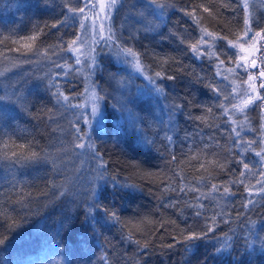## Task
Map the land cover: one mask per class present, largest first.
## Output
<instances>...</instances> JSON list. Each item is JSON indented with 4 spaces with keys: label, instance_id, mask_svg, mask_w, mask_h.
<instances>
[{
    "label": "trees",
    "instance_id": "16d2710c",
    "mask_svg": "<svg viewBox=\"0 0 264 264\" xmlns=\"http://www.w3.org/2000/svg\"><path fill=\"white\" fill-rule=\"evenodd\" d=\"M117 1V60L154 91L106 48L81 70L63 0H0V264H264V127L237 125L228 44L264 39V0Z\"/></svg>",
    "mask_w": 264,
    "mask_h": 264
},
{
    "label": "rangeland",
    "instance_id": "374dc122",
    "mask_svg": "<svg viewBox=\"0 0 264 264\" xmlns=\"http://www.w3.org/2000/svg\"><path fill=\"white\" fill-rule=\"evenodd\" d=\"M88 2L93 5L91 9L85 8L84 12H79V8L82 7L81 0H73L72 3H74V11L73 14L76 15L77 21L79 24H83L84 27L81 28L80 37L78 40V43L76 44V52L80 57V63L78 64L79 67H81V70L85 72L88 69V62L95 58V51L99 50L103 51V49L106 48V52L109 49V55L114 56L113 61L117 63L119 66H121V71L119 76L124 73H127L128 79L129 77H141L144 80H146V83H148V86L151 88L157 87L154 81L149 79L147 75L143 73V70H138L137 63L140 64L139 60L133 55H130V59L128 61L126 60H117L118 55H116V52L118 50L119 45L113 43V37L116 36L117 30L120 28V25H122L123 18H119L115 21V28L111 27V18L114 16V10L115 7L118 4V1L116 2L115 7H107V5L111 4V0H88ZM128 3L130 6L135 8L134 2L128 0ZM137 6V5H136ZM143 6V8H148ZM125 6L119 5L118 9H122L124 11ZM142 8V10H143ZM141 8H138L137 11L140 14ZM137 13V16H138ZM148 16H150L148 14ZM87 17V18H85ZM127 21L129 19L133 20V17H126ZM103 25V32H100V26ZM132 29L136 30L138 27L135 26V24H131ZM109 29L111 31V39H109ZM200 49L202 52L206 53H213V45L214 40H208L205 37H201L200 39ZM255 42L254 44L252 42ZM99 43L100 46L98 48L94 49L93 44ZM240 43L244 44V50H240L239 48H236V54H235V60L236 64L233 66L234 71L238 72V77L235 79L236 81L233 82V88L235 89V92L237 93V97L242 96V93L247 90L249 95L251 97H257L262 96V90H264V87L261 85L264 84V76H260V70L257 68L255 71L250 69L251 61L259 59L262 63L261 70H264V39L260 36H255L254 34H251V31H249L247 34H245L244 37L240 40ZM239 43V44H240ZM241 57H244V59H241ZM117 60V61H116ZM241 64L244 67L243 68H237L236 65ZM140 69H142V66L139 65ZM246 69V70H245ZM96 71V70H95ZM125 71V72H124ZM254 76L255 79L248 80V76ZM118 79V80H119ZM242 79V80H241ZM122 84V83H121ZM129 85V84H128ZM249 85H252L253 87H249ZM123 87L125 85L122 84ZM125 88L131 89V85L127 86ZM148 90L154 91L153 89ZM239 103V101H237ZM261 105L260 107H257L256 105ZM258 108V113H260V116L264 118V103L261 102L259 99H253V102L249 104L243 112H241L239 109L234 111V113L239 117H243L247 112L250 110V113H252V110L254 108ZM254 115V113H252Z\"/></svg>",
    "mask_w": 264,
    "mask_h": 264
},
{
    "label": "snow or ice",
    "instance_id": "6c2138e0",
    "mask_svg": "<svg viewBox=\"0 0 264 264\" xmlns=\"http://www.w3.org/2000/svg\"><path fill=\"white\" fill-rule=\"evenodd\" d=\"M116 2H117V0H111V4H110V5H107V7H115ZM81 3H82V7L79 8V12H81V13L84 12V9H85V8H89V9H91L92 7H94L93 5H91V4L88 2V0H81ZM153 3H156V0H153ZM166 6H167V5L164 4V3H159V4H157V7H160V8H164V7H166ZM244 7H247V3H246V2H245V4H244ZM70 11H74V10H71V9H70ZM205 11H207V9H205ZM85 18H87V17H85ZM77 23H78V26H79V27H81V28L84 27L83 24H79V22H77ZM245 24H246V27H245V34H247L251 29L248 27V22H247V21L245 22ZM59 26H60V25H58V24H54V25H53V27H59ZM100 32H101V33L103 32V25L100 26ZM109 33H110V34H109V39H111V31H110V29H109ZM208 35H211V33H209ZM254 35H255V36H260L261 33H260V32H256V33H254ZM78 39H79V37H77L76 39H74V40L72 41V44H75L76 41H77ZM252 43L254 44L255 42L253 41ZM228 44L231 45V47H233V48H239V49L242 50V51L244 50V44H243V43H240V44H232L231 41H228ZM68 47H69V49H71V45H68ZM127 51H128L129 54H131V55H133V56L135 55L134 53L131 52L130 49H128ZM192 52H193V53H199V49H197L196 46L193 45V46H192ZM233 54L235 55L236 53H233ZM241 59H244V57H241ZM75 63H76V64H79V63H80L79 58L76 59ZM220 63L222 64L223 61H221ZM251 66H252L253 68H255V66H256V61H255L254 59L251 61ZM236 67H237V68H243L244 66L241 65V64H237ZM137 68H138V70H141V71H142V69H140V67H139V63H137ZM245 70H246V69H245ZM159 75H160V73H157V76H159ZM259 75H260V76H264V70H261L260 73H259ZM168 79H173V77L169 76ZM252 79H255V77L249 75V76H248V80H252ZM261 86L264 87V84H262ZM249 87H253V86H252V85H249ZM64 99H65V101L68 100L67 97H64ZM237 99H238L239 103H238V104H235L234 107H237L241 112H243L244 109H245L249 104H251V103L253 102V99H259V100H261L262 103H264V96H257V97H254V98H253V97H251V96L249 95V93L247 92V90H245V91L242 93V96L238 97ZM78 106H79V105H77V107H78ZM256 106H257V107H260L261 105L258 104V105H256ZM91 115H92L93 117H100V116H101V113H100V110H99L98 105H95V104L93 105V107H92V111H91ZM196 119H200V120H202V117H196ZM85 123H88V121H85ZM77 131H79V130H77ZM232 131H233L234 133H236V138H237V140H242V137H241L240 132H237L235 128H233ZM78 139H83V137H78ZM253 142H254V141H245L244 143H246V144H251V143H253ZM262 143H264V141H262ZM76 147L81 148V149H84V148H85V144H84V143H77V144H76ZM89 147H91V146H89ZM94 155H97V156H98L99 154H98V153H94ZM255 156L260 157V158H261V162L264 163V150L256 152V153H255ZM236 163L240 165V169H241L240 172H239L240 177H244L245 174H246V172H251L252 167H255V165H252V167H250L249 162L246 161V160L243 159V158H241L240 160L236 161ZM99 166H100L101 168H105V167H106V164H104L103 162H101V164H100ZM101 175H103V173H101ZM258 175H262V176H264V172H260V173H258ZM239 182H240V183H244V180H243V179H240ZM258 183H261V190H264V182L258 181ZM211 190H212L213 192H218V191H220V189H219V188L217 187V185H215V184L211 185ZM229 193H230V189H229V187H224V188H223V193H222V194H229ZM248 203H249V204L253 203V201H252V199H251L250 197H249V199H248ZM196 214H197V215H200L201 213H200V212H197ZM113 217L116 218V217H115V214H113ZM213 223H215V220H214V219H213ZM211 230H212V229H210V228L208 229V231H211ZM200 238H201V237L198 236V235H196V234H192V235H189V236L187 237V239H189V240H196V239H200ZM0 243H3V241L0 240ZM188 250H190V249H186V251H188ZM221 251H222V250H221Z\"/></svg>",
    "mask_w": 264,
    "mask_h": 264
},
{
    "label": "bare ground",
    "instance_id": "6f19581e",
    "mask_svg": "<svg viewBox=\"0 0 264 264\" xmlns=\"http://www.w3.org/2000/svg\"><path fill=\"white\" fill-rule=\"evenodd\" d=\"M64 2H66V4H68V6H70L71 5V10H74L73 9V7H74V3H72V1L73 0H63ZM61 2V1H60ZM137 5V4H136ZM136 9H137V6H136ZM71 14H73V11H71ZM73 15H75V14H73ZM76 16V15H75ZM164 16V15H163ZM123 33V35H126V33H124V32H122ZM79 40V39H78ZM78 40L76 41V43L75 44H73V56L74 57H76V59L77 58H79V60H80V57H78L79 55L77 54V52H76V44L78 43ZM84 79V78H83ZM82 79V81L84 82V80ZM233 93H235V95L237 94L236 92H235V89H233ZM262 96H264V94L262 95ZM258 109V108H257ZM250 120V123L251 124H254V125H258V128H260V127H264V118H259V119H254L253 118V115H252V113H250V110L247 112V114H245L243 117H240V119H239V121H238V123H237V125L238 124H240L241 125V123L242 122H244V121H249ZM262 148V147H261ZM261 229H263V230H261V231H264V225L262 226V228ZM259 233H261V232H259ZM255 237V236H254ZM256 239H261V240H263L264 241V237L263 238H256ZM255 239V240H256ZM223 243H225V245L226 246H228L229 245V243H227V241H226V239L224 238L223 240ZM222 241H220V242H222Z\"/></svg>",
    "mask_w": 264,
    "mask_h": 264
},
{
    "label": "water",
    "instance_id": "95a60500",
    "mask_svg": "<svg viewBox=\"0 0 264 264\" xmlns=\"http://www.w3.org/2000/svg\"><path fill=\"white\" fill-rule=\"evenodd\" d=\"M255 61H256V66H255V68H253V67L250 65V69L255 71V70L258 68V69L261 71L262 63L260 62L259 59L255 60Z\"/></svg>",
    "mask_w": 264,
    "mask_h": 264
}]
</instances>
